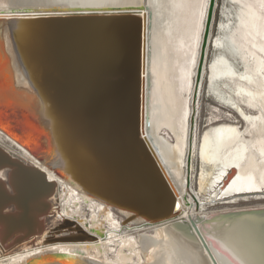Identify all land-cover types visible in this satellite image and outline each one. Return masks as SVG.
Returning a JSON list of instances; mask_svg holds the SVG:
<instances>
[{"label": "bare ground", "instance_id": "6f19581e", "mask_svg": "<svg viewBox=\"0 0 264 264\" xmlns=\"http://www.w3.org/2000/svg\"><path fill=\"white\" fill-rule=\"evenodd\" d=\"M208 2L0 0V13L10 6L32 11L36 7L37 14H45L38 11L51 7L80 6L79 11L86 13L110 12L107 8L113 7L122 11L139 4L146 7L140 12L142 33L134 73L136 126L107 123L116 112L112 84L102 68L97 69V76L84 67V57L77 53L72 34L57 55L63 82L56 89L51 87L54 96H49V102L21 91L0 92V145L57 182L50 207L53 209L59 195L58 217L62 220L74 217L73 208L80 202L92 206L87 223L75 217L87 233L99 238L88 240L84 234L44 243L38 235L13 247L0 243V264H264V215L243 212L216 217V222L205 221L219 213L264 208V204L223 208L210 216L204 213V204L216 200L237 204L264 199V0H226L215 39L212 22L207 52L213 46L214 56L209 62L205 57L202 77L207 75L209 97L226 112L210 118L208 129L197 141L195 119L193 134L192 127L189 129L190 104L198 100L202 86L200 82L194 97ZM136 40L135 33L129 36L135 50ZM0 58L8 69L15 67L7 45L0 44ZM125 84L129 87L128 82ZM6 112L22 117L19 128L23 142L33 141L31 138L39 142L43 136L48 151L64 146L79 130H88L98 153L109 155L121 168L134 197L126 202L112 200L62 177L16 138L18 123L11 125ZM29 117L39 118L41 123L37 125ZM196 153L201 162L199 192L192 190L195 195L191 196L186 176L192 179ZM0 177L5 175L1 172ZM83 180L90 185V178ZM207 194V201L202 202L200 196ZM170 206L174 216L170 215ZM115 209L129 222L127 227L149 226L153 234H121L123 228L114 216ZM163 209H169V213ZM50 214L43 221L49 220ZM115 234L119 241L109 256V238ZM33 242L35 245H30ZM43 251L49 253L28 261L30 255Z\"/></svg>", "mask_w": 264, "mask_h": 264}, {"label": "water", "instance_id": "95a60500", "mask_svg": "<svg viewBox=\"0 0 264 264\" xmlns=\"http://www.w3.org/2000/svg\"><path fill=\"white\" fill-rule=\"evenodd\" d=\"M215 1L208 2L196 66L194 97L202 79ZM144 7L139 4L122 8V11H114L120 8L113 7L107 8L110 12L88 13L79 11L80 6L51 7L38 11L45 14H37L36 7L33 8L36 11L30 8L8 7V10L0 13V44L1 47L7 45L15 67L8 69L5 60L0 58V92L21 91L26 93L25 95L40 100L44 98L45 102H49V96H54L51 87L56 89L63 82L57 55L66 38L72 34L77 53L84 57L81 58L84 67L97 76V69L102 68V74L112 84L111 94L116 99V112L107 123L120 127L121 122H129L133 127L136 126L137 75L134 73L142 33L140 12ZM133 33L137 38V50L133 49L129 41V36ZM124 80L129 83V87L125 86ZM48 107L50 106L47 105V109ZM6 113L11 125L15 126L14 122L17 121L15 132L20 135L22 117ZM81 116L79 117L83 118ZM29 119L37 125L41 123L39 118ZM39 142V147L33 149L34 153L62 177H69L77 185L94 189L97 194L112 200L126 202L134 197L132 187L121 168L109 155L98 153L99 150H96L88 130H79L72 140L53 151H48L47 141L43 136L39 138ZM29 147L33 148V145L29 143ZM187 162L190 163V160ZM1 172L5 178L0 177V243L13 247L43 232V218L50 210V200L57 188V182L50 180L46 172L38 166L23 162L0 146ZM84 177L90 178V185L84 183ZM102 192L105 195L101 194ZM243 212L260 213L263 216L264 208L219 213L205 221L216 222V217ZM73 225L78 233L84 234V231L71 221H65L58 228ZM48 253L49 251H43L30 255L27 259L35 260Z\"/></svg>", "mask_w": 264, "mask_h": 264}, {"label": "rangeland", "instance_id": "374dc122", "mask_svg": "<svg viewBox=\"0 0 264 264\" xmlns=\"http://www.w3.org/2000/svg\"><path fill=\"white\" fill-rule=\"evenodd\" d=\"M215 3H216V9L214 6V16H213V21H212V22H214V26L212 28V37H214V39L217 37V32H218L217 29H218L219 24L221 23V18H222L221 12L225 7L226 0H216ZM210 31H211V29H210ZM213 56H214V49H213V46H210V48L208 49V52L206 49L207 61L208 62L211 61ZM206 77H207V75L206 76L204 75V77H202V81H201L202 86H201V88H199L200 89V95H199L198 100L196 99L195 102H193V100H192L191 104H190V107H191L190 117L191 118L189 119V129H190V127L193 126V130H192V134H193L194 119H195L196 125H197V127H196V139H197V141H199V139H200L199 137H201L202 134L208 129L209 121L212 119V117L219 116V115L223 114L224 112H226V109H224L220 105H217L216 102H214L211 99V97H209L207 90H206ZM191 99H192V97H191ZM231 114L234 117L236 116L235 113H231ZM222 117H224V116H222ZM7 129H10V127H8ZM14 135L17 136L16 137L17 139L19 138L18 140H20V141L23 140L22 139L23 135L20 134L21 135L20 136V135L16 134V132ZM31 139H33V141L30 140L29 142H26V140H25L24 142L23 141L22 142L24 143V145H26V147L29 150L33 151V149L38 148L37 145H39V142L36 138H31ZM35 141L37 142V144ZM29 143H31L33 145V148L29 147ZM0 146L3 147L2 145H0ZM3 148L7 150V148H5V147H3ZM7 151L10 152V154H12L13 156L18 158V156L15 153H13L9 150H7ZM33 153H34V151H33ZM200 171H201V162L199 161L198 155L196 153L194 156V159H193L192 179L189 178L188 174L186 176V180H188V187H189L188 192L191 196L195 195L194 192H199V190H198V177H199ZM170 182H171V180H170ZM171 184L174 188L175 186H174L173 182ZM186 187H187V182H186ZM192 190L194 192H192ZM54 194L56 195V193H54ZM56 197H57L56 198L57 200L55 199V202L53 203V209H51V207H50L51 210H49L51 213L49 216V220L43 221L44 222V230L40 234L41 235L40 236V238H41L40 242L42 241L44 243L45 242L50 243V242L55 241L56 239H60V238L63 239L65 237H69V236H79V235L82 236L84 234L87 235L88 240H92V241L97 240L98 241L99 238H97L95 235H93L91 233H87L86 230H84L83 227L77 223L76 217H75V216H79V217L85 219V222L87 223L89 221L90 216L92 215V212L94 209H91L92 206L85 204L83 202H80L76 199H73L72 202L73 203L76 202L78 204L80 202V205L77 208H73L74 217L72 216L71 218H69L65 221L74 222L75 225L77 227H80L85 233L84 234L78 233L76 228H74L75 227L74 225L73 226H64V228H62V229L58 228V226L63 224L65 221L62 220V218L58 217V211H60V208L58 206L61 204V202H60L61 198L58 199L59 195H57ZM208 197H209V195L207 194V195H205V197L200 196V199L202 200V202H205V201H207ZM173 198H175L174 195H173ZM258 203L264 204V199H259V200L254 199V200H250L248 202H241L240 201L237 204H231V203L228 204V203H225L223 201L216 200V202H214V203L210 202V203L204 204V210H205L204 213L209 212L210 214H208V215L210 216L212 214L219 212L223 208H228V207L233 208V207H242V206H256V205H259ZM198 210H199V206L197 207V211ZM165 212H167V210H165ZM170 212H171L170 215L174 216L175 211L172 210V206H170ZM168 213H169V209H168L167 214ZM167 214L165 213L164 217ZM114 216L122 224L123 229L121 230L122 232H120L121 234H123V233L124 234H130L131 236H134V237H137L139 234H146V235H148V234L152 235L153 234V232H152L153 229L149 226L140 227L139 224H131L127 227L126 224H128L129 222H125V220H124L125 218H124L123 214L116 209L114 210ZM125 227H127V228H125ZM104 228H105L104 229V233H105V232H107L106 225L104 226ZM104 238H105V236H104ZM69 239L71 240V238H69ZM109 239H111V241L108 242V248L110 250L108 252V255L111 256L113 254V251L117 248L119 236L117 234H115V236L113 235ZM113 241H114V243H113ZM33 244L35 245V242L31 243L30 245H33Z\"/></svg>", "mask_w": 264, "mask_h": 264}, {"label": "snow or ice", "instance_id": "6c2138e0", "mask_svg": "<svg viewBox=\"0 0 264 264\" xmlns=\"http://www.w3.org/2000/svg\"><path fill=\"white\" fill-rule=\"evenodd\" d=\"M209 19H210V9H209Z\"/></svg>", "mask_w": 264, "mask_h": 264}]
</instances>
